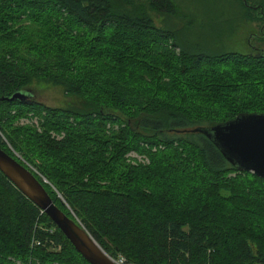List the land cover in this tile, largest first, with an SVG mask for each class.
Masks as SVG:
<instances>
[{
  "label": "trees",
  "instance_id": "obj_1",
  "mask_svg": "<svg viewBox=\"0 0 264 264\" xmlns=\"http://www.w3.org/2000/svg\"><path fill=\"white\" fill-rule=\"evenodd\" d=\"M235 1L264 31V0ZM181 13L176 0H0V146L115 259L264 264V178L193 131L264 113V51L154 20ZM35 82L70 101L7 99ZM0 264H90L1 171Z\"/></svg>",
  "mask_w": 264,
  "mask_h": 264
},
{
  "label": "water",
  "instance_id": "obj_2",
  "mask_svg": "<svg viewBox=\"0 0 264 264\" xmlns=\"http://www.w3.org/2000/svg\"><path fill=\"white\" fill-rule=\"evenodd\" d=\"M246 2V1H245ZM263 30V28H262ZM30 93L17 91L8 100H26ZM209 137L232 165L264 178V113H242L213 126L193 129ZM0 171L41 208L90 264H118L94 238L63 200L65 209L53 200L43 183L28 166L0 146Z\"/></svg>",
  "mask_w": 264,
  "mask_h": 264
},
{
  "label": "rangeland",
  "instance_id": "obj_3",
  "mask_svg": "<svg viewBox=\"0 0 264 264\" xmlns=\"http://www.w3.org/2000/svg\"><path fill=\"white\" fill-rule=\"evenodd\" d=\"M176 1L182 13L170 19L167 16L154 14V20L158 26L174 24L178 29L184 28L190 35H196L201 30L206 37L205 42L214 48L220 47L222 51L243 53L257 51L251 48L252 45L264 49V31L260 30L263 22L258 23L247 17L244 23L240 7L235 0ZM27 92L33 94L38 101L54 107L66 106L71 99L65 95L60 86L44 82H35L27 88ZM25 122L28 120H22V123ZM131 155L140 160L143 159L134 153Z\"/></svg>",
  "mask_w": 264,
  "mask_h": 264
},
{
  "label": "built area",
  "instance_id": "obj_4",
  "mask_svg": "<svg viewBox=\"0 0 264 264\" xmlns=\"http://www.w3.org/2000/svg\"><path fill=\"white\" fill-rule=\"evenodd\" d=\"M116 260L118 264H132V263L127 262V260L124 257L117 258Z\"/></svg>",
  "mask_w": 264,
  "mask_h": 264
},
{
  "label": "flooded vegetation",
  "instance_id": "obj_5",
  "mask_svg": "<svg viewBox=\"0 0 264 264\" xmlns=\"http://www.w3.org/2000/svg\"><path fill=\"white\" fill-rule=\"evenodd\" d=\"M251 48H252L253 50H257V51H264V49H262V48H257V47L254 46V45H252Z\"/></svg>",
  "mask_w": 264,
  "mask_h": 264
}]
</instances>
